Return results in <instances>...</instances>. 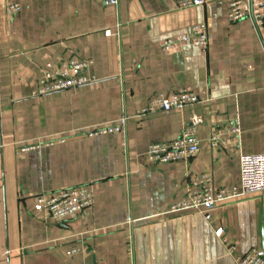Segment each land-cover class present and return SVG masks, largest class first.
I'll return each instance as SVG.
<instances>
[{
	"label": "crops",
	"instance_id": "obj_1",
	"mask_svg": "<svg viewBox=\"0 0 264 264\" xmlns=\"http://www.w3.org/2000/svg\"><path fill=\"white\" fill-rule=\"evenodd\" d=\"M229 1L0 0V264H235L264 246L259 194L220 204L208 220L168 212L189 178L230 189L239 155L264 152V24L229 22ZM199 22L206 52L162 51L163 39ZM71 56L91 60L88 83L33 94L44 64ZM181 88L200 102L133 116ZM192 113L202 117L198 153L146 161V145L175 139ZM123 115L120 132L88 135ZM74 185L92 189L89 208L58 221L34 209L35 195Z\"/></svg>",
	"mask_w": 264,
	"mask_h": 264
},
{
	"label": "built area",
	"instance_id": "obj_2",
	"mask_svg": "<svg viewBox=\"0 0 264 264\" xmlns=\"http://www.w3.org/2000/svg\"><path fill=\"white\" fill-rule=\"evenodd\" d=\"M118 0H103L104 4L117 5ZM205 0H175L177 8H188L204 4ZM19 4L6 6L7 12H17ZM226 18L229 22L246 19L255 29L264 24V0H231L227 4ZM189 31L183 32L161 41L160 46L163 52H170L183 45H194L202 52L207 50V28L204 22L194 23ZM105 29L104 34H110ZM91 60L71 56V58L59 59L53 63H45L40 76L36 80L33 94L50 93L56 90L69 89L82 86L88 83L86 70ZM200 102L199 96L193 91L185 88L173 90L164 94H158L154 98L140 106L134 117L171 110H181ZM126 120L123 115L105 126L89 130L92 134H106L120 132ZM202 123V117L192 113L188 122L180 129V134L170 141L150 142L144 151L145 160L152 163H166L182 161L187 163L198 153L197 127ZM238 133L237 127L230 128ZM217 141L215 130L208 137V144L214 146ZM239 173L238 185L224 190L215 189L208 176L201 175L188 179L189 190L181 200L172 204L168 212L195 211L206 220L210 218V212L220 204L228 200L243 197L246 194H259L261 199L262 230L264 232V152L243 153L238 157ZM92 189L87 185H74L57 189V191L46 194L40 193L34 197V209L46 218L53 221L64 220L75 213L87 209L92 203ZM216 235L221 236L222 231L217 228ZM75 248H70L67 253H75ZM235 264H264V246L261 249H253L246 254L236 255ZM84 264V263H78Z\"/></svg>",
	"mask_w": 264,
	"mask_h": 264
}]
</instances>
